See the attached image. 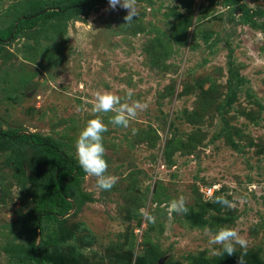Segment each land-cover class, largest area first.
<instances>
[{"label": "rangeland", "instance_id": "374dc122", "mask_svg": "<svg viewBox=\"0 0 264 264\" xmlns=\"http://www.w3.org/2000/svg\"><path fill=\"white\" fill-rule=\"evenodd\" d=\"M30 1L0 0V29ZM229 3L138 0L125 24L126 9L89 0L0 44V130L52 138L78 162V136L99 116L117 178L111 190L85 172L67 180L73 208L39 231L50 160L0 137V264H37L33 245L44 264H238L239 246L228 256L208 243L224 227L247 239L245 264H264V0ZM106 91L147 107L114 126V113L93 112ZM180 196L187 213H170Z\"/></svg>", "mask_w": 264, "mask_h": 264}, {"label": "clouds", "instance_id": "9594fccd", "mask_svg": "<svg viewBox=\"0 0 264 264\" xmlns=\"http://www.w3.org/2000/svg\"><path fill=\"white\" fill-rule=\"evenodd\" d=\"M110 8L118 5L127 10L124 17L125 24H131L139 15L138 0H109ZM147 107L140 101L122 103L121 97L112 92H98L93 104V112L96 114L109 112L115 115L109 121L114 126L127 128L131 121L137 118L138 112ZM108 131L102 118H92L80 132L76 141V154L80 167L89 177L96 178V187L101 190H111L117 182V178L107 175L108 162L105 158L106 148L103 143V134ZM216 202L226 207H231V202L224 196H218ZM186 199L180 196L170 202L169 212L177 214L187 213ZM148 221L155 223V217L144 213ZM210 246L220 245L228 256L237 253V246L243 251L239 254L238 264H245L244 256L248 248L247 239L235 228H220L208 239Z\"/></svg>", "mask_w": 264, "mask_h": 264}, {"label": "trees", "instance_id": "16d2710c", "mask_svg": "<svg viewBox=\"0 0 264 264\" xmlns=\"http://www.w3.org/2000/svg\"><path fill=\"white\" fill-rule=\"evenodd\" d=\"M229 4L239 3L240 0H226ZM89 4V0H31L28 7L18 17L13 26L0 29V44L18 36L25 25L36 23L44 16L63 17L70 12L78 11ZM245 10L246 19L251 14L249 8L239 4ZM253 23L256 25L255 20ZM0 137L15 141H28L37 148L45 152L51 165V175L43 190V194L37 205V230H42L44 219H59L62 215L73 208L70 199L72 194V183L78 181L84 175V170L80 167L75 158L60 148V144L49 137L41 136L37 133L10 132L0 130ZM55 207H60L64 211L59 212ZM30 257L36 260L37 264H44L42 249L33 245ZM17 264H28L25 262Z\"/></svg>", "mask_w": 264, "mask_h": 264}, {"label": "built area", "instance_id": "2783aa9c", "mask_svg": "<svg viewBox=\"0 0 264 264\" xmlns=\"http://www.w3.org/2000/svg\"><path fill=\"white\" fill-rule=\"evenodd\" d=\"M212 191H213V188H209V189H206V190H205V193H206L207 195H210V194H212Z\"/></svg>", "mask_w": 264, "mask_h": 264}, {"label": "water", "instance_id": "95a60500", "mask_svg": "<svg viewBox=\"0 0 264 264\" xmlns=\"http://www.w3.org/2000/svg\"><path fill=\"white\" fill-rule=\"evenodd\" d=\"M158 264H162V262L158 263Z\"/></svg>", "mask_w": 264, "mask_h": 264}]
</instances>
